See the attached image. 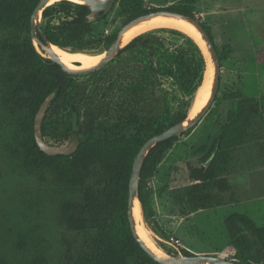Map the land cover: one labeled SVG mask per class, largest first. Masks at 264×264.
Returning <instances> with one entry per match:
<instances>
[{
  "label": "trees",
  "instance_id": "obj_1",
  "mask_svg": "<svg viewBox=\"0 0 264 264\" xmlns=\"http://www.w3.org/2000/svg\"><path fill=\"white\" fill-rule=\"evenodd\" d=\"M38 1L0 0L1 107L16 125L11 152L19 157L23 170L51 173L50 182L59 194L63 223L83 235V247L75 255H68L65 264H159L145 253L131 232L127 218L128 180L133 158L143 142L186 116L191 98L204 77L206 62L202 49L178 31L174 32L184 37V44L173 49L166 47L156 34L135 36L111 60L125 68L120 79L125 84L123 95L127 99L118 109L103 102L90 106L85 104L76 81L79 75L68 74L52 63L30 38L29 18ZM117 2L119 12L128 22L160 9L195 17L197 0H178L166 7H147L143 0ZM57 4L63 11L73 9L57 23L46 22L42 26L43 36L59 47L84 50L92 32L91 23L85 20L87 6L67 0ZM52 10L53 7L44 8L42 18H47ZM202 25L213 40L210 27ZM115 36L116 33H111L103 41L109 45ZM215 48L220 63L233 52L230 43L215 44ZM160 77L172 79L183 97L182 109H174ZM54 88L56 96L43 116L41 130L43 137L56 140L69 136L74 111L77 116L74 132L79 144L69 155H46L33 135L34 116ZM224 99L236 100L235 109L228 110L227 121L203 164L189 168L192 183L184 188V193L191 211L227 203L223 194L232 190L227 176L234 152L254 134L251 128L261 109L259 101L244 96L239 89L225 94ZM177 139L178 136H173L158 142L142 162L138 200L147 218H152L154 211L146 183ZM223 223L232 259L237 264H264V226L237 212L227 215ZM179 251L192 255L184 248ZM45 263L40 254L24 264Z\"/></svg>",
  "mask_w": 264,
  "mask_h": 264
},
{
  "label": "rangeland",
  "instance_id": "obj_2",
  "mask_svg": "<svg viewBox=\"0 0 264 264\" xmlns=\"http://www.w3.org/2000/svg\"><path fill=\"white\" fill-rule=\"evenodd\" d=\"M58 1L48 5L53 10L47 18L41 16V27L70 15L73 8L63 11ZM143 1L147 7H166L178 0ZM194 12L201 23L210 27L214 43L217 46L230 43L233 52L229 59L221 61L219 88L211 107L188 133L178 136L148 179L146 187L154 215L147 218L141 209V223L163 254H181L179 249L184 248L196 255L233 260L221 220L223 212L238 207L258 212L259 202L264 201V0H197ZM125 20L115 3L106 15L91 23L92 32L84 50L103 52L108 46L103 39L117 33ZM174 31L159 29L146 33L156 34L166 47L173 49L185 40ZM124 69L117 61H110L102 71L76 77L85 104L103 102L118 109L127 99L123 95L125 84L120 79ZM160 80L174 109H182L183 97L172 79L160 77ZM236 89L257 99L261 108L252 124L253 137L235 150L227 176L232 190L223 195L228 201L233 199L237 206L191 211L184 193V188L192 183L189 168L203 164L227 121L228 110L236 107L237 101L224 99V95ZM2 93L0 84V264H24L40 254L45 264H65L68 255H75L83 247V235L63 223L59 194L50 182L51 173L23 170L19 157L11 152L16 125L1 107ZM68 137L44 139L48 144L62 145Z\"/></svg>",
  "mask_w": 264,
  "mask_h": 264
},
{
  "label": "water",
  "instance_id": "obj_3",
  "mask_svg": "<svg viewBox=\"0 0 264 264\" xmlns=\"http://www.w3.org/2000/svg\"><path fill=\"white\" fill-rule=\"evenodd\" d=\"M51 0H39L34 7L30 18H29V32L30 38L32 39L34 45L36 47H40L42 51L46 54V57L52 62L56 63L60 66V68L72 75H82L87 74L93 71H96L106 64H108L118 53V51L124 46L122 45V36L130 27L143 22L145 20H149L156 16H166L173 17L178 19H183L190 23L195 30L198 32L201 41L206 50V54L208 55L209 63L211 66V77L208 85V97L204 105L192 116H189L188 112L184 118L176 123L172 124L165 130L156 133L146 139L143 144L138 149L136 155L133 158L131 172L128 180V193H127V218L129 222V226L131 232L133 233L137 243L139 246L145 251V253L151 257L154 261L159 264H237L235 260H229L223 257L214 256V255H166L161 253V255L155 253L151 248L147 246V244L139 237L136 231V222L133 217V206L138 200V181H139V173L142 162L148 153V151L156 145L158 142L171 138L173 136L182 135L187 130L194 127L206 111L211 107L214 102L215 96L217 94L220 82V73H221V63L218 57L215 44L209 34L206 32L204 26L201 21H199L196 17H191L189 15L179 13L172 10L160 9L156 11H152L140 16H137L128 22H126L121 29L116 33L114 40L107 46V48L103 51V56L95 63L89 67H76L71 68L65 65L60 58L53 52L51 46L54 45L48 42L43 36L42 27L40 25L41 12L44 8H46L53 1ZM60 1V0H59ZM72 2L71 0H67ZM79 2H72L83 4L87 6L88 13L86 14L85 20L89 23H93L98 20L102 16L106 15L108 11H110L115 3H118L117 0H78ZM42 39H41V38ZM126 45V44H125ZM203 53V51H202ZM204 55V53H203ZM205 58V55H204ZM206 62V59H205ZM78 66V65H77ZM57 88H54L42 101L40 104L33 122V135L35 142L39 149L45 153L46 155H69L73 153L78 144L79 137L74 132L77 127V116L73 111L71 114V130L70 135L67 138L66 142L62 145H51L46 143L43 133L41 130V123L43 116L49 107L50 102L56 96ZM141 209V205H140Z\"/></svg>",
  "mask_w": 264,
  "mask_h": 264
},
{
  "label": "bare ground",
  "instance_id": "obj_4",
  "mask_svg": "<svg viewBox=\"0 0 264 264\" xmlns=\"http://www.w3.org/2000/svg\"><path fill=\"white\" fill-rule=\"evenodd\" d=\"M55 1V0H51ZM50 1V2H51ZM72 2H79L78 0H71ZM159 29H172L178 31L192 40H194L202 49L205 59L206 67L204 71V77L201 85L195 91L191 105L189 116L194 115L206 102L208 97V85L211 77V66L209 63L208 55L206 54L203 42L200 39L198 32L195 28L183 19L166 17V16H156L149 20L140 22L132 27H130L122 36V45L127 44L135 36ZM53 52L60 58V60L67 66L71 68L76 67H89L97 63V61L103 56L102 51H85V50H70L66 48L59 47L57 45L51 46ZM78 62L80 65L75 66L73 63ZM133 217L136 222V231L139 237L151 248L155 253L161 255L162 251L155 245L152 241L147 229L141 223V209L139 203L136 201L133 206Z\"/></svg>",
  "mask_w": 264,
  "mask_h": 264
},
{
  "label": "crops",
  "instance_id": "obj_5",
  "mask_svg": "<svg viewBox=\"0 0 264 264\" xmlns=\"http://www.w3.org/2000/svg\"><path fill=\"white\" fill-rule=\"evenodd\" d=\"M259 208H258V212H253V211H250V210H246L245 208H240L238 207V209L236 210H232V208H229L228 210L224 211V215H223V219H221L222 221L224 220V218L231 214V213H234V212H237V213H243V214H246L248 215L258 226H264V201L261 203L259 202ZM227 205H231V206H237L234 202H231L230 204L229 203H226V204H223L221 206H216L217 208H223V207H226ZM230 206V207H231Z\"/></svg>",
  "mask_w": 264,
  "mask_h": 264
}]
</instances>
